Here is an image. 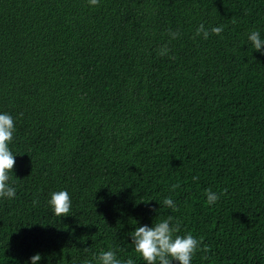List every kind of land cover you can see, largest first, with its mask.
<instances>
[{"label":"trees","instance_id":"1","mask_svg":"<svg viewBox=\"0 0 264 264\" xmlns=\"http://www.w3.org/2000/svg\"><path fill=\"white\" fill-rule=\"evenodd\" d=\"M201 23L224 28L201 39ZM252 28L264 36V0H0L16 188L0 200V264L36 253L94 264L110 246L143 264L127 234L168 215L200 240L192 264H264V56L244 45ZM61 188L72 204L58 218L46 199Z\"/></svg>","mask_w":264,"mask_h":264},{"label":"clouds","instance_id":"2","mask_svg":"<svg viewBox=\"0 0 264 264\" xmlns=\"http://www.w3.org/2000/svg\"><path fill=\"white\" fill-rule=\"evenodd\" d=\"M90 6L98 3V0H87ZM224 25H215L205 27L203 23L197 25L195 36L201 39H207L210 32L219 35L223 31ZM175 32L170 36L174 37ZM244 45H250L252 51L258 52L264 56V36L258 29H249L246 33ZM167 49L161 48L160 55L166 54ZM15 131L13 116L7 111H0V200L13 199L16 196L15 177L12 173L15 155L10 150V143ZM195 179V177L193 178ZM177 185H172L176 188ZM205 202L213 205L219 199L218 194L211 189H205ZM72 201L66 188L52 190L46 199V205L51 213L60 218L69 215ZM162 204L173 211L176 204L171 196H165ZM178 233V224L175 218L168 215L162 219L152 222L151 225L139 224L133 226L131 232L127 234L130 238L132 251L136 254V259L143 264H192L193 256L200 246V240L193 236L191 232H185L183 235ZM118 249L112 246L107 250L101 249L94 253V264H136L132 257L121 259L118 256ZM41 255L33 254L29 257L26 264H39ZM86 264H93V261H87Z\"/></svg>","mask_w":264,"mask_h":264}]
</instances>
